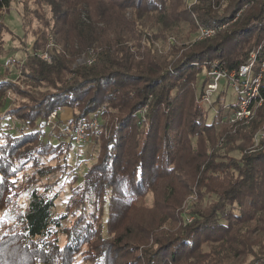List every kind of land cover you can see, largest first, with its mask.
Returning <instances> with one entry per match:
<instances>
[{
    "label": "trees",
    "instance_id": "trees-1",
    "mask_svg": "<svg viewBox=\"0 0 264 264\" xmlns=\"http://www.w3.org/2000/svg\"><path fill=\"white\" fill-rule=\"evenodd\" d=\"M191 1H38L51 14L52 24L46 28L54 38L46 50L50 62L38 55L47 45L41 33L32 46L34 55L15 61L14 67L30 88L45 87L52 93L30 96L26 114L4 108L27 127L17 135L0 134L5 140L0 144V209L14 204L23 169H34L24 181L31 187L38 178L67 167L72 138L56 144L44 141V132L34 131L37 121L68 107L72 127L102 108L118 123L109 127L107 138L98 136L101 149L95 162L71 189L62 213L53 216V201L34 187L25 213L11 224L0 221V264H239L242 257L262 254L264 146L243 154L238 163L217 164L219 151L209 149L217 114L208 122L198 103L204 76L198 95L193 81L211 61L229 69L245 61L250 47L264 37V0ZM10 3L0 0V19ZM23 7L28 30L33 21L25 19L30 13ZM183 23L192 32L204 27L215 33L188 45L170 41L163 54L157 41L174 39L166 33ZM7 29L0 22V57L4 34L13 35ZM85 51H91L94 62L71 70ZM17 85L0 82V100L10 88L17 91ZM224 95L216 97L217 105ZM261 95L264 98V74ZM144 107L146 122L139 114ZM235 134L225 130L219 149ZM60 157L63 164H45ZM76 181L74 176L72 185ZM193 186L199 204L202 192L216 200L183 226L175 209ZM174 195L178 199L169 202ZM147 196L152 198L150 206ZM140 214L152 217L144 221L137 218ZM70 215L75 216L72 227L62 228L61 221ZM173 223L179 228L170 227ZM81 227L86 229L79 237L75 232ZM59 234L65 237L62 245Z\"/></svg>",
    "mask_w": 264,
    "mask_h": 264
},
{
    "label": "rangeland",
    "instance_id": "rangeland-1",
    "mask_svg": "<svg viewBox=\"0 0 264 264\" xmlns=\"http://www.w3.org/2000/svg\"><path fill=\"white\" fill-rule=\"evenodd\" d=\"M39 0H11V3L9 5V8L3 11L2 17L0 19V22L3 23L5 26H7V30L12 32L14 35V38H12L13 35L11 34H4L3 40H4V54L0 57V82L6 83L11 81H17V91L15 88H10V90H7L6 93H4L0 100V134H12L17 135L19 131L24 127V122H21L20 120H16V118H12L11 115H9L4 108L9 107L10 110L18 109L19 115L26 114L27 109L26 106H31L32 103L29 100L31 98L30 96H34L36 98H40L41 95L45 93H52L51 89H47L45 87H35L30 88L28 86L29 83L24 81V77L18 72L16 67H14L15 61L17 62H23L25 61L27 55L33 56L34 51H32V46L35 43V40L40 38V34L43 33L47 37V45L44 51H39V57L43 61L50 62V59L47 60L42 58V55L46 53V50L50 49L54 44V38L52 37L50 33L49 27L52 22H50V9L47 5L44 4H38ZM187 2L191 3V0H186ZM225 1V0H223ZM227 1V0H226ZM222 3V1H221ZM227 2H224L222 4V8L219 9V12L223 8L226 7ZM27 6L28 12L25 16V19L32 20L33 27L28 28L24 24V7ZM163 34H161L162 36ZM173 36L174 39H164V40H158L156 43L157 47H160L162 49V53L166 54L169 51V44L170 41L176 40L177 46L182 45H188L190 42H194L197 32L190 31V28L187 24H181L178 26V28H174L172 31L166 33V37ZM165 37V38H166ZM172 37V38H173ZM164 37L162 36L161 39ZM52 42V43H51ZM253 44V42L251 43ZM261 48L264 50V37L257 42L256 44H253L250 49L248 50L247 57L251 52H256L259 50L258 48ZM261 50V49H260ZM241 50L238 51V53ZM91 52V51H90ZM90 52H83L80 54L79 57L75 60V62L71 65V70L74 69L76 66L86 64L88 60L91 58H94V56ZM263 52V51H261ZM237 53V51L234 53V55ZM26 54V55H25ZM47 54V53H46ZM233 55V56H234ZM48 56V55H47ZM178 56V55H177ZM175 56L174 58H176ZM236 56V55H235ZM238 56V55H237ZM264 55L261 54L260 58H262ZM91 57V58H89ZM246 57V58H247ZM245 58V60H246ZM95 59V58H94ZM93 60V59H92ZM94 62V60H93ZM20 76V77H19ZM204 76L203 71L197 76L198 80H194V91L198 95L199 89H200V83ZM21 82L19 81V78ZM23 80V81H22ZM27 83V84H26ZM220 92H226V95H224L223 99H226L227 102H232L234 100V96L232 93V90L230 88H227L224 86L223 83L220 84ZM199 105L203 108L202 110L207 113L206 116H208V122H212V118H214V114H217V118L214 122V133H212L211 136L214 137V143L213 146H210L209 149L214 148L215 150L219 151V156L216 161V163H221L226 166L228 163L231 162H240L243 154H250L253 152H256L261 149L262 146H264V102H262L259 106H256L254 109V116L250 123H238L237 125L230 126V124L227 123V114L225 113L224 109L221 105H217L216 102H214L213 106L206 107L203 106L199 99H198ZM2 105V106H1ZM68 108V107H64ZM63 108V109H64ZM145 108V112L147 107ZM56 110L57 111V117L53 121L55 123V126L53 128H50L45 125V122L47 121V118L52 113L50 112L46 118L42 119L40 121H37L34 126L37 125L36 129L34 131H43L44 141H49L52 144H56L57 142H60L61 140H66L68 137L64 138L63 136H60L59 130L63 128L64 125L67 123L70 124V120L72 118V110L68 108L67 110ZM69 112V119H64V112ZM106 109L102 108L101 111L94 112L90 115H88L84 120L81 121V123L76 126L72 127L70 124V132L73 134L79 130L81 126L84 124V122H87V125L89 124L91 120L97 119L98 122L101 125V133L98 131L90 130L88 127L84 131L85 133V139L84 142L80 145L73 146L72 152L67 155L66 164L67 167L64 171L60 170L57 171L54 174L49 175L48 177L38 178L36 181V184L32 185L31 187H25L24 181L26 173L31 174L33 172V168L27 167L23 169L18 174V182L21 184L20 187V193L17 195L15 202L13 205L5 207L0 209V221H4L7 224H11L14 222V218L17 216V214H20L21 216L25 213L26 206L28 203V194L29 191L36 187L39 192L43 193L44 195H47L48 198H50L53 201V207L51 209V214L53 216H56L57 214H60L64 211L65 205L69 199L70 191L73 187H75L78 183L82 180V175L86 172L87 168L91 166L97 157V154L99 153L101 149V143L98 141V136L103 137L104 139L107 138L109 133V127L112 125H117L118 120L117 117H111L109 115H105ZM144 112V114H145ZM63 113V116H62ZM141 117V114H140ZM145 119V116H144ZM146 122V119L144 120ZM39 123V124H38ZM27 125V124H26ZM145 128L148 127L147 124H143ZM146 125V126H145ZM248 126L247 129L245 126ZM31 126V125H30ZM53 126V124H51ZM142 126V125H141ZM32 127V126H31ZM227 130L228 132H232L236 134L232 136V140H228L227 145L223 149H219L222 146V143H219L220 135ZM20 134V133H19ZM101 134V135H100ZM1 136V135H0ZM5 140L2 138L0 139V144H4ZM216 143H218L216 145ZM192 146L195 149L196 148V142L195 140L192 141ZM214 150H208L209 153H212ZM215 152V151H214ZM45 164L55 165V164H63V158L60 157L58 159H50L46 160ZM231 174V173H229ZM74 176L76 177L77 181L74 185H72V180H74ZM196 189L195 186L192 187L191 193L187 195L186 198L182 200V202L179 204V206L175 209V214L177 213V218L180 222V224L187 225L190 224L191 221L194 219L195 215L194 212H197L199 210L204 209L205 207L209 206L210 204L214 203L216 200L215 197H209V195H206L205 192H202L201 195L204 197V200L199 204V196L196 195ZM178 194V191L176 193ZM198 194V193H197ZM174 198V199H173ZM178 198L172 197L169 199V202H173L177 200ZM145 202L148 206L152 205V198L150 196H147L145 199ZM147 216V217H145ZM138 215L141 217L140 219H143L146 221L148 218L152 217L151 214H145ZM188 219H192L190 222H187ZM75 222V216H68L64 220L61 221V227L62 228H69L72 227L73 223ZM179 224V223H178ZM178 224H171L170 227H173L174 230H176L178 227ZM179 224V225H180ZM81 226V225H80ZM86 228L81 227L76 230V234L79 237H82L85 234ZM167 228H163V230H166ZM65 237L62 234H59V242L60 245L63 244ZM243 259L239 264H264V249L262 250V254L258 255L256 258H253L251 256L249 257H242ZM78 262V260H77Z\"/></svg>",
    "mask_w": 264,
    "mask_h": 264
},
{
    "label": "built area",
    "instance_id": "built-area-1",
    "mask_svg": "<svg viewBox=\"0 0 264 264\" xmlns=\"http://www.w3.org/2000/svg\"><path fill=\"white\" fill-rule=\"evenodd\" d=\"M214 33V29L200 27L196 39H207L213 36ZM258 49L259 50L256 52H251L243 63L232 69L222 67L218 60L211 61L204 73L203 85L199 96V101L203 106H213L216 97L223 93L220 92L221 83L224 84L226 89L230 88L232 90L234 100L232 102H227L226 99H223V102L221 103L225 113L227 114L228 112L229 114L226 121L230 126L237 125L238 123H250L254 116L255 107L264 102V98L261 95V84L264 74V56L260 58L261 60H257L258 56H261L262 53L264 55V50L261 46ZM42 58L47 60V54H43ZM92 59L94 60V58H91L86 64H92ZM144 112L145 108L139 111L143 120ZM57 115V111H52L47 118L45 125L53 128L55 126L53 121L56 119ZM88 123L89 124L87 125V122H84L80 131L77 130L74 134L70 132L71 126L67 123L59 130V134L64 138H72L74 144L78 146L84 142V131L87 127L94 131L101 129V125L97 119H93L90 122L88 121ZM51 124H53V126H51ZM191 220L192 219L187 218V222H190Z\"/></svg>",
    "mask_w": 264,
    "mask_h": 264
},
{
    "label": "crops",
    "instance_id": "crops-1",
    "mask_svg": "<svg viewBox=\"0 0 264 264\" xmlns=\"http://www.w3.org/2000/svg\"><path fill=\"white\" fill-rule=\"evenodd\" d=\"M68 108H64L63 110H67ZM64 119H69V112L68 111H65L64 112ZM62 116H63V113H62Z\"/></svg>",
    "mask_w": 264,
    "mask_h": 264
}]
</instances>
